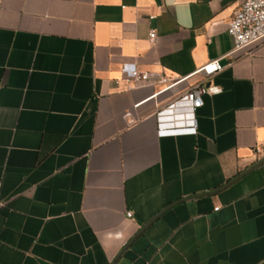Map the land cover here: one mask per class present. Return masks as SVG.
I'll return each instance as SVG.
<instances>
[{
	"label": "crops",
	"instance_id": "0c3cea01",
	"mask_svg": "<svg viewBox=\"0 0 264 264\" xmlns=\"http://www.w3.org/2000/svg\"><path fill=\"white\" fill-rule=\"evenodd\" d=\"M242 1L0 0V264H264V162L225 186L264 160V42L194 136L158 137L174 92L148 99L231 51Z\"/></svg>",
	"mask_w": 264,
	"mask_h": 264
},
{
	"label": "built area",
	"instance_id": "2783aa9c",
	"mask_svg": "<svg viewBox=\"0 0 264 264\" xmlns=\"http://www.w3.org/2000/svg\"><path fill=\"white\" fill-rule=\"evenodd\" d=\"M227 35L233 41L231 51L222 59L212 60L200 66L193 74L174 81L165 76L157 80L160 88L148 98L157 100L168 92H174L173 99L164 107L157 108L155 119L158 137L194 136L197 133L196 111L203 106L204 96H214L221 89L211 83V79L219 74L223 65L264 42V0H243L234 12L227 26ZM149 38H155V31H149ZM152 73L133 66L126 82L138 84L148 82ZM199 76L200 81L179 89L189 78ZM127 212L126 218L131 219Z\"/></svg>",
	"mask_w": 264,
	"mask_h": 264
},
{
	"label": "water",
	"instance_id": "95a60500",
	"mask_svg": "<svg viewBox=\"0 0 264 264\" xmlns=\"http://www.w3.org/2000/svg\"><path fill=\"white\" fill-rule=\"evenodd\" d=\"M227 62L225 61V60H222L221 61V64L222 65H225ZM264 162V160L263 161H261V162H259L256 166H254L253 168H251V169H249V170H247V171H245V172H243L242 174H240L239 176H237L236 178H234V179H232L231 181H229L225 186H228V185H231L232 183H234V182H236L237 180H239L241 177H243L244 175H246L247 173H249L250 171H252L254 168H256V167H258V166H260L262 163ZM224 186V187H225ZM221 189V188H220ZM216 191H219V190H216ZM214 193H216V192H212V193H208V194H205V195H209V194H214ZM158 217V216H157ZM150 223H148V224H146L138 233H137V236L138 235H140L145 229H146V227L149 225ZM134 240V238L132 239V241ZM130 244H131V242L129 243V244H127V246L122 250V252L118 255V257L123 253V251L128 247V246H130Z\"/></svg>",
	"mask_w": 264,
	"mask_h": 264
}]
</instances>
